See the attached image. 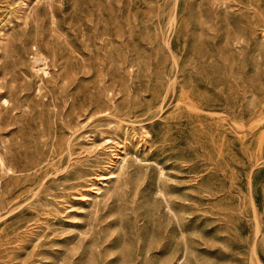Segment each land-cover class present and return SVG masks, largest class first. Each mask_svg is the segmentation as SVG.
<instances>
[{"label": "rangeland", "instance_id": "rangeland-1", "mask_svg": "<svg viewBox=\"0 0 264 264\" xmlns=\"http://www.w3.org/2000/svg\"><path fill=\"white\" fill-rule=\"evenodd\" d=\"M0 264H264V0H0Z\"/></svg>", "mask_w": 264, "mask_h": 264}, {"label": "bare ground", "instance_id": "bare-ground-1", "mask_svg": "<svg viewBox=\"0 0 264 264\" xmlns=\"http://www.w3.org/2000/svg\"><path fill=\"white\" fill-rule=\"evenodd\" d=\"M35 61L42 65L39 70L41 72L47 73V58L45 56H38L36 57Z\"/></svg>", "mask_w": 264, "mask_h": 264}]
</instances>
